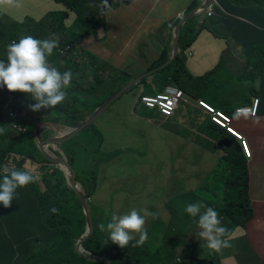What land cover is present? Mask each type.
<instances>
[{"label":"crops","instance_id":"1","mask_svg":"<svg viewBox=\"0 0 264 264\" xmlns=\"http://www.w3.org/2000/svg\"><path fill=\"white\" fill-rule=\"evenodd\" d=\"M201 1L131 0L127 3L119 2L117 5H108L104 14L105 23L103 28L95 33L93 32L94 34L87 35L79 43L83 49L91 54L81 53L78 58L79 64L76 68L78 69L77 78L81 77L80 83L92 86L95 81L109 82L104 78L110 72V76H113L109 78H115L114 81L110 82L112 85H105L97 93L101 94L99 101H103L113 96L117 90L133 78L167 61L172 56L176 24L182 15L189 13ZM15 14L22 16L20 21L13 22L17 31V38L32 35V32L27 33L28 29L35 26L40 20L32 15L28 8V0H14L13 3H8L5 0V2L0 3V60L5 62H7V45L9 43H3L5 40L4 33L9 30L10 25L5 24L4 21L7 17H14ZM44 15L42 19L46 17L47 12ZM199 15L196 14L194 17ZM74 19L72 17L70 22L66 20V24L72 25ZM188 20L180 29L181 39L185 47L181 55L183 67L179 68L177 64L173 66L178 72L176 77L182 78V81L176 84L168 81L167 75L172 72L171 66L146 77V79L144 78L145 82H143L144 79H141L139 82L144 84V86L138 84L141 92L154 89L163 90L166 86L173 85L179 86L188 94L189 90L196 88V83L192 79H190L191 82L189 80L183 81V78H188L187 74L196 81L195 78L204 77L214 69V75L218 78H216L217 81L213 87L221 93L223 87L227 86L223 94H227L228 100L232 98L231 101L221 103L215 101V105L223 110L234 109V113L231 115L233 126L248 140L252 149L251 157L249 158L243 153L237 138L213 124L209 115L198 108L193 101L182 102L180 108L176 110L172 117L162 121L147 117L141 104L136 102L131 105L135 101L131 96L130 102L127 103V106L131 105V107L126 114L133 120L140 119L139 127L142 128L141 131L143 130L146 133L144 137L146 147L142 138L140 151L133 158L127 151H122L115 153L123 155L122 163L114 164V156H116L114 154L108 159L102 160L98 165L93 195L95 194L100 199H107L110 192L107 190L97 191V189L104 182L116 185L119 192H125L124 200L119 205H99L104 208H111V215L113 213L125 214L132 208L146 209L155 213L156 217L154 219L149 217L146 220L145 227L148 239L145 242L151 239L152 242H157L158 253L167 256L171 260L176 258L173 262V264H176L178 260H181L178 254L189 247L190 241L206 242L199 236L201 229L198 227V217H192L185 212L188 194L195 192L200 187L204 197L211 196L212 193L205 191L203 186L212 184V181L217 182L218 179L226 185L228 176L232 173V165L229 164L231 158L223 148L224 144L219 141L220 132L225 133L224 140L227 141L232 150L234 149L238 153L242 164L245 165L246 163L251 173L249 174V191L253 213L243 226L234 229V233L237 229L244 227L242 230L247 242V252L259 264H264V77L257 74L254 60L248 62L249 65L246 68V58L242 47L236 50V55L226 56L229 40L225 36H218L225 33L223 29L219 28L217 33L201 26H197L193 30L183 28ZM199 23L202 22L199 20ZM75 26L84 27L83 21L80 20ZM180 50L179 45V52ZM57 56V53H52L49 57L57 58ZM167 65L164 67H167ZM225 66L237 69L234 78L242 85L237 86L234 92L229 86L231 77L225 72H220L218 76L219 71L216 68ZM125 76L128 78H125ZM250 83L252 85H249ZM216 84L219 85V88ZM218 97V95H215V99ZM6 98L7 95L5 98L0 95V105L2 107ZM87 98H90V96L87 95ZM198 98L204 97L200 96ZM211 98L213 97L210 95V97L204 99L211 102ZM255 98H259L257 113L255 115L249 114L247 118L244 116L237 118L235 116L236 108L251 106ZM190 99L195 100L192 97ZM11 107L14 109L15 114L8 115L3 107L4 113L0 114V119L9 120L13 118L15 124H25L27 130H19L17 127H13L14 124L8 123H2L3 128L10 133V137L17 134H26L31 130L29 125L30 116L27 115L29 111L20 110L15 105ZM16 114H19V116L15 117ZM101 114L97 115L88 127L93 125ZM59 116L62 117V114L58 113L57 117ZM87 117L88 115L85 119ZM145 119H148L157 128L153 127L149 132H146L143 124ZM46 120L58 122L57 125L61 126L58 128L60 131L67 127L62 124L63 121L61 120L56 121L55 118L52 119L51 117ZM108 125H104L102 128L107 129ZM43 129L45 128L43 127ZM138 129L132 131L136 139ZM50 134L51 132H45L43 136L47 137ZM1 140L0 138V142ZM61 145L62 143L59 146L50 147L55 153L54 155L57 156L56 150L62 151L60 149ZM169 155H171V159H163L164 156ZM124 166L123 172L119 175L117 172L121 171ZM162 166H164L163 172L159 175L154 174ZM184 171L194 173L192 182L183 181V179L187 180ZM168 173L178 174L177 182H173V177H169L162 184V179ZM157 180H160V182L157 183ZM148 181L152 182L151 186H147ZM155 185L161 186L151 188ZM181 185H183V188H181ZM45 186L47 188L46 183ZM142 188H146L151 197L149 196L140 203L125 206L124 201L126 198H136L131 194L141 192ZM93 195L89 198V202L92 204H94L92 201ZM181 232H192L194 235L186 236V238L190 236L192 238L182 245L168 246L165 238L168 235L181 234ZM136 239H139L138 235ZM221 256L220 264H240L234 253ZM184 264L187 263L184 262Z\"/></svg>","mask_w":264,"mask_h":264},{"label":"trees","instance_id":"2","mask_svg":"<svg viewBox=\"0 0 264 264\" xmlns=\"http://www.w3.org/2000/svg\"><path fill=\"white\" fill-rule=\"evenodd\" d=\"M55 1L63 5L64 10L47 12L46 17L41 18L39 23L29 28L27 33L32 32L31 36L37 39L41 36L50 38L52 34H55L60 39V45L54 49L53 53H57L58 56L57 58L48 57V63L50 66L58 68L61 72L71 71L73 79L71 86L66 89L68 98L63 103L58 104L54 108H49V113L45 111L34 115L39 120H46L43 117L44 114L48 115V117L52 115L55 117L57 111V113L62 114V117H56L55 120H61L66 126L73 127L85 119L90 108H92L90 111H93L103 102L95 100L96 94L105 85L115 80V78H104L109 82L95 81L94 85L89 86L88 84L80 83V78H77L78 69L76 66L79 64L78 58L80 54L86 53L91 55L79 43L87 35L94 34L100 25L103 28L106 7L103 5L102 0ZM130 1L107 0V6ZM212 8L213 13L207 16L206 20L202 21L201 27L209 28L211 31L217 33L219 28L223 29L225 33L218 36L228 38L229 48L231 49L242 47L246 60L248 62L254 60L257 74L260 77H264V0H218L217 3H212ZM72 13L76 14V17L73 24L68 25L66 24V20L68 22L71 21L72 17H74ZM80 20L83 21L84 27L75 26ZM90 20H94L92 25H89ZM87 25L89 26L87 27ZM19 39L16 37L14 41H18ZM67 45L69 48L64 53L59 51L60 48L65 49ZM179 45L181 49L179 54L164 70L170 68L173 63V66L177 64L179 68L183 67L181 55L185 47L181 39V33ZM257 60L259 61L258 63ZM173 66L172 72L167 75V78L169 82L176 84L181 82L182 78L176 77L178 72ZM210 76L216 77L212 73H207V75L201 78ZM187 77L194 81L192 76L187 74ZM125 78L128 77L125 76ZM154 80L155 78L153 82ZM186 80L188 79L185 78L183 81ZM143 82H145V79ZM189 82H191L190 79ZM139 83L144 86L141 82ZM8 93L13 94L14 97L13 92H9L7 89L5 91L0 90V95L3 98ZM85 93L93 97V100L90 101L87 96L83 101H79L73 97L75 94L85 95ZM79 102L81 107L79 106L75 109V105ZM14 105L15 100L11 103V106ZM231 110L234 111V109L228 108V111L232 112ZM54 117L51 118L53 119ZM0 127H3L2 122H0ZM91 127L92 125L87 129ZM33 130L31 129L26 134H17L14 137H10L8 131H5L1 135L0 177L3 175L4 166L7 165L22 170L39 168L36 172L39 178L26 187L17 188L16 192L18 195L13 199L10 207L5 208L0 203V264H66L71 263L72 258L74 259L72 264H108V261L111 264H160V260L156 258L157 252H159L156 245L157 242H152V239L137 247L132 246L135 243L133 241L127 248H121L114 243H110L108 240L109 244L103 247L105 253L89 247L87 245L88 240L97 241L103 233L104 236H108L107 232L99 230L98 225L100 223L106 225L111 219L110 216L104 214L102 209L94 207L91 202H89V206L93 216L94 228L83 240L84 250H82V253L76 251L75 236L78 239L80 234H83L85 231V213L83 211L80 213L78 208L70 201L69 195L73 196L78 201L79 206L82 207L75 192L68 188L65 174L60 167L53 161V165L46 166L44 165V161L48 160L44 157L39 159L38 155H36L40 153V150L36 146ZM225 136V133L220 132L219 141L224 144L223 148L228 152L229 158L237 166L232 165V173L228 176V183L224 185L226 189L225 195L223 194V201H227L228 203L221 202V207L217 204H212V208H214L213 205H217L220 208L218 211L220 218H224V222L221 223L230 232L235 227L243 226L251 218L252 210L251 208L246 210L243 205V197L246 192L243 178L246 174V169L238 165L241 159L238 153L234 149L232 150L227 141L224 140ZM24 141L28 142V148L22 145ZM30 141L33 146L30 144ZM96 141L95 146H98L101 139L97 138ZM69 161L70 164H74V155H72V160L70 157ZM99 163L95 159L91 160V166L95 165L98 167ZM46 168L50 169V171ZM47 173L49 176L54 175L56 178L53 180V183L56 185L53 191H49L45 186ZM86 175L91 176L95 182L97 170L90 168V171L88 170ZM228 184L231 187H228ZM93 191L94 189L86 192L87 197L90 198ZM48 192L51 201L47 204L45 199ZM218 193H216L217 198H222V194ZM228 194L230 195L228 196ZM169 206L171 207L170 203ZM53 208L57 209L56 214L52 212ZM201 250L205 251L203 258H199L198 255V251ZM209 253H212V257L208 260L206 256ZM92 256L102 257L103 259L92 261L90 259ZM214 256L219 255L217 252L209 249L206 242L198 241L197 245L190 250L186 259H189L190 264H220L222 256H219L220 258L217 263H213ZM165 257L167 258V256ZM167 260L171 262V259L167 258Z\"/></svg>","mask_w":264,"mask_h":264},{"label":"rangeland","instance_id":"3","mask_svg":"<svg viewBox=\"0 0 264 264\" xmlns=\"http://www.w3.org/2000/svg\"><path fill=\"white\" fill-rule=\"evenodd\" d=\"M195 7H193L192 9H194ZM28 8L32 12V15L38 19H41L42 17H44L45 16L44 14L46 12L64 10L63 6L59 3H57L55 0H28ZM72 16H74V18H75L76 14L72 13ZM21 17H22L21 15L15 14L14 17L13 16L10 18L7 17V19L4 21L5 24L10 25V26H9V30L4 33L5 40L3 41V43H5V44L11 43L12 39H14L16 37L17 31L15 30L13 22L20 21ZM200 19L206 20L207 16L206 15H204V16L199 15V16H196V17L189 19L188 22L184 25V28H188L190 30H193L197 26H201V23H199ZM93 23H94V20H90L89 25H92ZM89 25H87V27ZM99 28L100 29H97L98 31L101 30V25L99 26ZM38 39L43 40V39H48V38L46 36H43V37L41 36ZM236 50H237L236 48L235 49L228 48L226 51V56L232 57V56L236 55ZM163 63L164 62L154 66V68L160 67ZM173 64H172V66H173ZM246 64H247L246 65V68H247L249 65L247 60H246ZM164 68L165 67H161L156 72H160V71L164 70ZM216 70L219 71L218 76L220 75V72H225L228 76L231 77V79L229 81L230 82L229 86H230V89L232 90V92L235 91L237 86L242 85L236 78H234L236 76V74H235L236 73L235 71L237 70L236 68H232L230 66H228V67L225 66V67H218V68H216ZM214 72H215L214 69L209 71V73H212V74H214ZM109 77H110V72H108L106 74V78H109ZM79 78H81V77H79ZM216 78H218V77L210 76V77H206V78H195L196 81L194 80V82L196 83V88L193 90H189L188 95L194 99H196L200 96L206 98V97H210V95H211V97H213V98H211L212 100L210 103H213V105H215V101L219 102V103L231 101L232 98H231V100H228L227 94H223L224 90L227 86L223 87L221 93L218 92L213 87V85L217 81ZM186 79L189 80L191 78H186ZM183 80H185V78H183ZM108 85H112V84L109 83ZM216 85L219 88V85L218 84H216ZM249 85H252V84L250 83ZM246 86H248V84H246ZM159 89H160V87H159ZM0 90L5 91L6 89H5V87L0 86ZM140 92H141V89H140L138 83L133 85L131 88L126 90L123 93V95H121L122 98H120L121 96L119 98H117L102 112V114L98 117L97 121L94 122V124L92 125V127L90 129L85 130L84 132H82L78 136H74V137L70 138L66 142H61L62 145H61L60 149H62L63 155H65L68 160H70V157L72 160V155H74L75 162L73 165L71 164V166L73 167V169L75 171V178H76L79 186L81 187V189L84 192L92 191V189L95 188L94 179L91 176L86 175L88 170L90 171V168L96 169V170L98 169V167L95 165L91 166V160L92 159H95L101 163L102 160L108 159L109 157H111L114 154V155H116V156H114V164L122 163L123 155H117L115 153L127 151L131 155V157L133 158L140 151V146L142 145V138H143L144 146L146 147V142H145V138H144L146 136V133L143 130L141 131L142 128L139 127L140 119L133 120V119H131V117L127 116V114H126L130 110L129 108L131 107V105H133L136 102L138 103V96H139ZM146 92H152V91L146 90ZM13 93H14L13 100H15V106L20 110L29 111L27 113V115L30 116L29 117V120H30L29 125H30L31 129H33L36 126V124H35L36 120H34V117H35L34 114L37 115V114L43 113L45 111H47L48 113L50 112L49 108H43L37 112L30 111L28 108V105L29 104H35V103H37V101L35 99H33L30 94H25V93H22L19 91H16ZM215 95H218L219 97L215 99ZM86 96H87L86 93H85V95H80V94L73 95V97L75 99H78L79 101H83L86 98ZM131 96L133 97V99L135 101L131 105L127 106V103L130 102ZM100 97H101V94H96L95 100L99 101ZM89 100L92 101L93 97H90ZM189 101H193V103L195 104V100L190 99ZM76 105H75V109H76V107H79V106L81 107L80 102L77 103ZM142 108L144 109L145 115L147 117L165 121V117L163 115H161L156 109L152 110V109L147 108L144 105H142ZM91 109L92 108H90L88 111V117L92 114V111H90ZM224 110L230 115H232L234 113L232 110H231L232 112L228 111L227 109H224ZM3 113H4V109L0 105V114H3ZM12 113H15L13 108H12ZM57 115H58V113L56 111L55 117H54V115H52L50 117L56 118ZM18 116H19V114L15 115V117H18ZM43 117L45 119H50V117H48V115H46V114H44ZM0 121L2 123L10 122V120H5V119H0ZM156 122H161V121H156ZM107 124H109L107 129L102 128V126L107 125ZM143 124L146 128V132H149V130L153 127L157 128L148 119H145ZM56 126H58V125H56ZM138 127H139V129H138ZM135 129H138V134L136 136L137 139L135 138V135L132 133V131ZM53 130H55L54 124H47V127H45V129L41 128L42 133H45V132L46 133H48V132L52 133ZM0 138H1V135H0ZM97 138H100L101 142L98 143V146H95V142H97L96 141ZM35 143H36V146L38 147V143L36 140H35ZM30 144L33 146L31 141H30ZM22 145L27 147V148L29 147V144L27 141H24L22 143ZM179 152H181V151H179ZM56 153H57V156L61 155L60 151H56ZM38 158H40V159L42 158L41 153H38ZM163 159H167V160L171 159V155H169L167 157L164 156ZM46 160H48V161H44V165H46V166L53 165L51 160H49V159H46ZM229 164L237 166L235 163H233V161L231 159L229 161ZM238 165H240L242 168L246 169V174L243 178V181L246 185V192H245V195L243 197V205H244L246 210L248 208L249 209L251 208L252 213H253V208H252V204H251V196H250V191H249V174H251V173H250V170L247 168L246 163H245V165L242 164V160L240 161V163ZM124 168H125V166L122 168L121 171H119L117 173L119 175H121ZM154 168L156 169V167H154ZM38 169L39 168L31 169L33 171L34 175H36V172L38 171ZM46 169H48V168H46ZM163 170H164V166H162L160 169L158 168L156 170V172H154V174L159 175L161 172H163ZM48 171H50V169H48ZM184 172L186 174L187 180L183 179V181L192 182V179L194 177V173H188L186 171H184ZM177 175L178 174L168 173L167 176L162 179L161 183L162 184L165 183L169 177H173L172 181L177 182ZM54 179H56L54 177V175L49 176L48 173L46 174L45 183H46L49 191H53L56 187V185L53 183ZM156 182L158 183V182H160V180H157ZM151 183L152 182L148 181L147 186H149V185L151 186ZM68 186H69L68 188L70 190H72L71 186L70 185H68ZM159 186H161V185H155L151 188H156ZM228 187H231V185L228 184ZM117 188L118 187L116 185L107 184L105 182L99 186L97 191H106L107 190L110 192V195L107 199H100L95 194L93 195L95 189L92 193V195H93L92 201L94 203L93 204L94 207L102 209L106 216H111V213H112L111 208H104V207L99 206V205H104V206L110 205V204L111 205H119L124 200L123 196H124L125 192H119L117 190ZM181 188H183V185H181ZM143 189L144 188L141 189L142 190L141 192L131 194L132 196H134L136 198L131 199L130 197H127L126 200L124 201V205L125 206L133 205V204L140 203V202L146 200V198H149L150 195L147 192V189L146 188L144 190ZM203 189L205 191L211 192L212 195L204 197L202 194V191L199 187L195 192H191V194H188L187 204L200 201V202H203L204 204H206L207 206L212 207V204H217L220 206L221 202H223V203L225 202V201H223V194L225 195L226 187L224 186V183L221 180L218 179L217 182L212 181V184H210V185L205 184L203 186ZM217 190L219 193L217 192ZM216 193L222 194V198H219V197L217 198ZM105 195H107V194H105ZM214 195H216V197H214ZM229 195L230 194H228V196ZM91 196H90V198H91ZM69 198H70V201L73 203V205H75L78 208V211L80 213L82 211H84L83 207L79 206L78 201L73 196L69 195ZM88 199H89V197H88ZM50 201H51V198H50L49 192H48L46 199H45V202L48 204ZM227 203L228 202L226 201L225 204H227ZM217 205H213V206H214L215 210L219 211L220 208ZM202 210L203 209H201V211ZM56 212H54V214H56ZM220 219H221V222H224V218H220ZM235 228H233L230 232H228V235L225 237L226 239L230 240L231 247L224 248L221 252L218 253V255L220 256V255H225L228 253H234V254H236L237 260L240 264H248V262H249V264H259L247 252V248H246L247 242L245 239V234L242 230L244 227H241V229H237L234 233ZM190 234L194 235L192 232H184V233L181 232V234H175V235H171V236L168 235L165 238V242L167 243L168 246L179 245V244L186 242L190 238H192V236L186 238V236H188ZM81 235L82 234H80V236ZM107 237L108 236H104V233H103L97 241L88 240L87 245L89 247H91L93 250L105 253L103 247H105L109 244ZM77 240H78L77 236H75V241H77ZM197 243H198V241H196V242L190 241L189 247H187L184 252L180 251V253L178 254V257L181 260H178L176 262V264H184V262L187 264H190L189 259H186V257L188 256L189 251L191 249H193L197 245ZM198 252H199V254H198L199 258H203L205 256L204 250H201ZM219 256L213 257V263L218 262V260L220 258ZM206 257L208 260L211 259L212 253H209ZM69 258H70V256H69ZM156 258H158L160 260L159 261V262H161L160 264H165V263L173 264V262H175V259H176V258H174L171 260V262H169L164 255H160L159 253L156 255ZM90 259L92 261H97L93 258H90ZM71 261L73 262L74 259L72 258ZM72 262L71 263L69 262L66 264H72Z\"/></svg>","mask_w":264,"mask_h":264},{"label":"clouds","instance_id":"4","mask_svg":"<svg viewBox=\"0 0 264 264\" xmlns=\"http://www.w3.org/2000/svg\"><path fill=\"white\" fill-rule=\"evenodd\" d=\"M3 2L5 0H0V3ZM7 2L13 3L14 0ZM102 3L107 7V0H102ZM57 47L59 39L55 34L43 40L26 35L7 45V62L0 60V86L6 87L10 92L30 94L37 101L28 105L29 110L33 112L43 108H54L68 98L66 89L71 86L73 73L61 72L58 68L50 66L47 60ZM248 115L247 110H237L235 113L237 118L240 116L247 118ZM5 131V128L0 127V135ZM38 178L32 170L5 165L3 175L0 177V203L5 208L10 207L18 195L16 189L26 187ZM56 211L57 209H52V212ZM185 212L192 217H198L197 223L201 229L199 236L206 241L209 249L219 253L224 248L231 247L230 240L225 238L229 230L222 225L217 210L197 201L187 204ZM149 217L154 219L156 214L146 209L132 208L125 214L113 213L106 225L100 223L98 227L101 232L108 233V240L111 243L127 248L135 241L132 246L137 247L148 239L145 224ZM137 235L139 239H136Z\"/></svg>","mask_w":264,"mask_h":264},{"label":"water","instance_id":"5","mask_svg":"<svg viewBox=\"0 0 264 264\" xmlns=\"http://www.w3.org/2000/svg\"><path fill=\"white\" fill-rule=\"evenodd\" d=\"M214 0H202L194 9H192L189 13L182 15L179 20V22L176 24V30L174 34L173 39V50H172V56L167 61H165L160 67L152 68L150 70H147L144 74L133 78L128 83H126L124 86H122L119 90H117L113 96H110L106 100H104L99 107H97L92 114L87 117L83 122H81L78 126H67L64 130L60 131L58 128L60 127L58 122L48 121V120H39L35 115L34 120H36V126L33 128L34 138L38 143V148L40 150V153L42 154V157L46 159H50L53 161L57 166H60V169L64 172L66 177V184L67 186L70 185L72 190L75 192L76 196L78 197L79 201L81 202V205L83 207V212L85 213L86 217V228L83 234L78 238V240L75 242V249L78 253H82L83 248V240L85 237H87L94 228V221L93 216L90 210L89 206V199L86 195V192H84L81 187L79 186L76 178H75V171L73 167L71 166L69 160L65 155H63V151H60L61 155L56 156L53 150L50 149L51 146H59L61 142H66L70 138L76 136L81 131H83L88 125L99 115L102 113L119 95H121L123 92L131 88L133 85L139 83L141 79H144L152 74H154L159 68L166 66L170 61H172L179 53V35H180V29L182 28L183 24L190 18L194 17L196 14L199 15L202 10L207 8L209 3H212ZM46 122V123H45ZM47 124H54L55 130L53 133H51L49 136L44 137L43 133L41 131V128L47 127ZM65 125L64 123H62ZM69 187V186H68ZM91 258L95 260L103 259L102 257H96L92 256ZM108 264H111L110 261H108Z\"/></svg>","mask_w":264,"mask_h":264},{"label":"built area","instance_id":"6","mask_svg":"<svg viewBox=\"0 0 264 264\" xmlns=\"http://www.w3.org/2000/svg\"><path fill=\"white\" fill-rule=\"evenodd\" d=\"M212 3H217L214 0ZM212 3H209L206 9L202 10L200 16H210L213 13ZM202 22L203 19H200ZM14 41V39H12ZM69 46L67 45L65 49L60 48L59 51L64 53ZM146 79V78H145ZM142 86V85H141ZM13 100V94L8 93L7 98L4 102L5 112L12 116L11 103ZM189 95L179 86H166L163 90L154 89L152 92H141L138 96V103L146 106L149 109H156L161 115L165 117V120L172 117L176 110L181 106L182 102H189ZM259 98H255L252 105L248 107H239L237 110H247L249 114L255 115L257 113ZM195 104L198 108L202 109L206 114L209 115L210 121L217 125L218 127L226 130V132L233 135L239 140V145L243 153L249 158L252 154L251 146L245 136L239 132L232 123V116L225 112L223 109L215 107L212 103L205 100L204 98H196ZM31 113V112H30ZM9 124H14V128L26 131L27 126L25 124H15V119L10 118Z\"/></svg>","mask_w":264,"mask_h":264}]
</instances>
